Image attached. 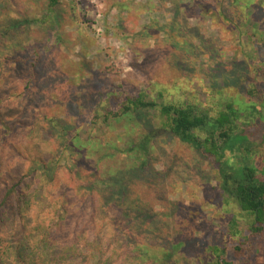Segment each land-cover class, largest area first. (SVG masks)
Instances as JSON below:
<instances>
[{"label": "rangeland", "instance_id": "obj_1", "mask_svg": "<svg viewBox=\"0 0 264 264\" xmlns=\"http://www.w3.org/2000/svg\"><path fill=\"white\" fill-rule=\"evenodd\" d=\"M259 1L262 0L251 3ZM249 3L250 0H238L226 7V11L239 13L238 17L245 16V25L237 28L220 18L202 15L207 9L219 7L218 0H60L49 14L46 0H0V28L7 26L10 19L24 21L20 29L10 30L7 41L0 46V56L8 59L6 66L0 64V170L21 172L29 165L35 166L37 157L49 161L53 153L56 155L63 148L65 132L61 125L68 123L70 129L65 134L68 138L76 135L83 142L88 136L93 139L84 146L86 153L79 157L83 148L79 143L74 153L66 150L60 159H53L56 168L53 178L40 172L25 180L30 182V188L40 183L47 200H51L62 189L85 185L96 177L94 173L99 169L115 171L129 164L126 154L120 151L126 147L125 135L137 138L152 126L158 127L159 120L150 115L142 118L141 125L134 118L121 115L96 128L90 122L92 110L94 105L95 108L105 105L107 95L113 94L114 109L120 103L121 93L142 90L146 91L147 99L161 91L165 101L191 98L214 110L224 98L234 100L237 90L221 89L220 71L233 69L230 59L234 53L241 60L244 55H252L254 49L259 50L257 45L248 46L245 42L255 27L254 7ZM260 21L264 25V18ZM187 27L196 34L189 33ZM184 41L192 42L193 47ZM35 57L38 59L33 69L35 76L30 81V65ZM176 57H181L185 65H175ZM257 80V85L264 87V79ZM47 119H57L61 125L51 127ZM246 136L242 138L245 142L241 139L235 148L233 145L228 149L235 150L232 155L227 153V167L246 161L264 170V117L259 128ZM256 138L260 139L258 144L254 143ZM98 141L103 142L102 146L97 145ZM250 141L253 146L245 159ZM239 146L242 149L237 150ZM89 151L90 156H86ZM103 154L108 156L98 161ZM136 156L147 165L146 172L138 171L134 177L139 184L138 197L150 204L154 201L155 211L164 212V216L156 217L158 222L165 219L166 225H170L169 232L161 229L160 237L169 235L182 241L196 238L197 247L203 243V237L213 236L219 241L226 237L217 217L232 203L214 206L218 200V175L208 160L167 131L153 137L147 144V152ZM32 158L34 162L30 163ZM139 160L134 163L138 165ZM39 174L43 175L41 179ZM147 184L154 189H148ZM3 188L0 178V195ZM79 195H67L69 208L62 231L66 234L70 221L77 217L73 200ZM10 202L0 209L1 245L10 240L11 221L17 215ZM80 206L89 213L91 202L84 198ZM49 211L44 208L40 216ZM28 214L33 216L35 210ZM242 223L243 220L239 228L243 235ZM144 232L141 229V237ZM224 241L235 243L236 238ZM195 252L182 250L178 264H194ZM126 264L153 263L133 257Z\"/></svg>", "mask_w": 264, "mask_h": 264}, {"label": "trees", "instance_id": "obj_2", "mask_svg": "<svg viewBox=\"0 0 264 264\" xmlns=\"http://www.w3.org/2000/svg\"><path fill=\"white\" fill-rule=\"evenodd\" d=\"M46 1L47 14L52 13L60 2ZM218 2L219 7L207 9L202 15L213 19L220 18L237 28L245 25V16L238 17L239 13L226 11L228 5H234L238 0ZM251 4L254 7L252 15H255V27L245 42L248 46L257 45L259 50L254 49L252 55H244L241 60L237 59L234 53L230 59L234 63L233 69L220 71L223 83L221 89L237 90L233 94L234 100L224 98V102L219 103L218 108L214 110L199 101H192L191 98L165 101L161 91H158L155 97L147 99L146 91L142 90L134 94L121 93L122 95L118 96L120 103L114 109L113 94L107 95L105 105L96 108L94 105L95 109L92 110L90 122L96 128H101L106 121L121 115L134 118L139 125L143 123V117L150 115L159 120L158 127L152 126L137 138H126L125 135L126 147L120 151L126 154L129 164H124L115 171L108 168L99 169L94 173L96 177L92 180L90 178L85 185H76L69 190L62 189L61 193L53 196L51 200H47L45 190L39 186L40 183L37 182L36 186L30 188V182L25 180L40 172L45 177L53 178L56 170L53 159H60L66 150L74 153L75 148L80 146L79 143L83 146L78 154L81 157L87 150L84 146L90 144L93 139L88 136L83 142L76 139V135L68 138L65 135L70 129L68 123L61 125L57 119H47L51 127L61 125L65 132L63 141L61 140V151L56 155L53 153L49 161L37 157L35 166L29 165L21 172L0 170L4 185L0 195V209L10 205L12 201V206L17 212L11 221L10 240L1 245L0 239V264H126L133 257H140L153 264H178L181 251L187 249L196 251L193 253L194 264H264V170H258L246 161L233 168L227 167V153L232 152V155L235 150L229 152L228 149L233 145L235 148L237 142L247 137L248 132H252L255 127L259 128L264 117V87L257 85L258 77L264 79V25L260 21L264 18V0ZM233 15L236 18H233ZM9 21L7 26L0 28V46L5 38H8V34L10 35V30L20 29L24 24V21L19 19ZM186 29L189 33L196 34L194 29ZM240 33L248 34L247 31ZM184 44L193 47L192 42L188 44L184 41ZM242 45L240 41V51L243 50ZM37 60L35 57L30 65V81L34 79L33 69ZM7 63L8 59L0 56V64L6 66ZM174 64L182 67L185 62L181 57H176ZM1 96L2 94L0 102ZM162 131H167L191 147L216 168L218 200L214 202V206L232 203L229 209L217 217L222 227V235L226 236H222L220 241L213 236L208 239L203 237V243L197 247L196 238H186L182 241L178 238L172 239L169 235L160 237V232L163 231L161 229L164 227L165 232L170 226L166 225L165 219L160 220L162 225H159L156 217L164 216V212L160 209L155 211L154 201L150 204L138 197L139 184L134 181V177H137L138 171L146 172L147 165L139 160L136 154H145L148 142ZM259 141V138L254 139L255 144ZM102 143L98 141L97 145L102 146ZM251 146L253 145L250 141L244 158L249 155ZM236 149L242 148L239 146ZM90 153L91 151L86 156H90ZM107 156L108 154H103L98 161ZM109 156H112L111 153ZM135 160H139L138 165L134 163ZM32 162L33 158L30 160V163ZM37 176L41 179L43 175ZM147 187L154 189L151 184H147ZM69 193L80 195L73 200L74 207H77L74 209L77 217L70 221V230L66 234L62 231L68 214ZM84 198L91 202L89 213L81 210L80 203ZM47 207L50 209L49 213L40 216V212ZM32 210H35V214L30 216L28 213ZM197 210L201 211L199 208ZM241 220L245 226L243 235L242 229L239 228ZM141 229L145 231L142 237ZM232 236L236 238L235 243L228 244L224 241Z\"/></svg>", "mask_w": 264, "mask_h": 264}]
</instances>
